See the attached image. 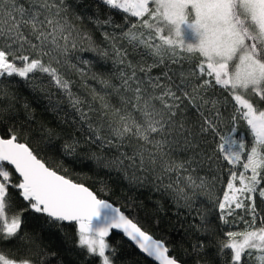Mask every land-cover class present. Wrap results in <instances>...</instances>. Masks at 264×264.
<instances>
[{
    "label": "snow or ice",
    "instance_id": "6c2138e0",
    "mask_svg": "<svg viewBox=\"0 0 264 264\" xmlns=\"http://www.w3.org/2000/svg\"><path fill=\"white\" fill-rule=\"evenodd\" d=\"M72 7L69 0H0V124L14 119L9 89L21 81L35 87L36 74H46L87 137L82 144L69 136L65 156L115 149L112 159L91 153L97 168L131 169L134 179L155 181L189 214L200 194L212 198L226 171L223 196L214 202L227 230L219 229L223 238L209 232L195 209L193 230L215 243L197 235L177 255L85 182L62 173L63 164L52 166L24 126L13 125L0 132V264H50L25 229L29 220L74 225L79 264H117L111 241L117 231L152 264H188L187 256L195 264H264V0H96L97 15L89 19L117 30L102 33L110 44L102 49L70 23ZM78 47L117 68L114 75L93 74L101 88H92L90 99L76 94L60 70ZM204 169L205 176L196 175ZM239 223L244 228L233 230Z\"/></svg>",
    "mask_w": 264,
    "mask_h": 264
},
{
    "label": "trees",
    "instance_id": "16d2710c",
    "mask_svg": "<svg viewBox=\"0 0 264 264\" xmlns=\"http://www.w3.org/2000/svg\"><path fill=\"white\" fill-rule=\"evenodd\" d=\"M73 7L68 12V18L71 24L80 32H88L91 34L98 48H109L110 44L105 40L103 32L113 33L115 30L112 26H100L94 22L96 12V0H69ZM82 16V19H77ZM106 17L100 15L101 21ZM117 22L119 18L117 17ZM118 34V32H117ZM85 49L87 44L82 45ZM78 57L92 60L91 66H85L80 63ZM70 64H77L85 69L86 75H81L71 68ZM107 69L113 75L117 68L113 66L111 58L106 63L101 60L99 55L93 51H82L80 47L69 51V64L61 67V72L68 79L73 81V91L81 97L91 98V89H100L101 85L92 78L94 73ZM18 79V78H13ZM118 83V81H115ZM10 92L14 93L16 99L12 101L13 107L10 115L14 119L5 118V122L0 124V132L15 125L16 127L24 126L25 130L33 137L32 144L34 147L42 149L41 155L47 159L52 166L63 164L61 172H67L74 180L83 181L89 186L101 199H106L114 206L123 211L129 218L133 219L144 231L156 239L167 241L169 247L173 248L175 254L184 256V248L190 250L192 238L197 235L201 239H208L210 244L215 243L214 237L206 234L197 233L193 230V216H196L195 209H199L201 215H204L209 221L208 230L214 232L223 238V232L220 228L224 226L219 220L218 206L215 204L216 198H222V189L226 186V171L218 174L215 181V187L212 191V198L200 194L193 204V211L189 214V210L185 207L178 206L163 188H158L155 181L150 180L142 183L140 179L133 178L131 169L125 173L123 170L115 168L108 169L97 168L95 162L91 159L92 152L100 153L97 148H91L89 151H78L76 157L65 156L63 154V145L69 136L79 139L81 143L86 140L84 132L80 130L78 123L79 117L75 110L71 107L66 96H64L53 84L46 74L37 73L35 87L31 82L25 84L20 82L13 85ZM25 105L28 107L26 108ZM53 105L56 107L53 108ZM86 124L84 125L86 131ZM52 129L57 135L51 138L47 137L46 130ZM240 131H245L243 122L240 125ZM49 139L51 145L49 147ZM123 151V149H121ZM108 159H112L116 155V150L111 152L100 153ZM78 162L74 163L73 161ZM226 163V162H225ZM207 169L196 173L198 176H205ZM140 177V173H136ZM174 180L175 177L173 176ZM211 180V176H208ZM169 182L168 178L164 179V183ZM264 207V205H262ZM243 215L242 210H236ZM235 218H230V220ZM201 221L197 216L195 224ZM243 223H239L233 230H242ZM25 229L33 234L36 244H38L47 254L50 264H79L82 256H78L79 249L75 247V226L64 224L62 228H48L41 223L31 220L25 223ZM111 241L117 248V264H152L147 258L142 256L132 245H130L119 234H114ZM209 253H213L215 249L209 247ZM188 264H195V258L192 256L184 257ZM206 264V261L203 262Z\"/></svg>",
    "mask_w": 264,
    "mask_h": 264
},
{
    "label": "water",
    "instance_id": "95a60500",
    "mask_svg": "<svg viewBox=\"0 0 264 264\" xmlns=\"http://www.w3.org/2000/svg\"><path fill=\"white\" fill-rule=\"evenodd\" d=\"M111 203V202H110ZM114 206V205H113ZM116 207V206H115ZM118 208V207H117ZM139 226V225H138ZM143 230V229H142ZM116 234H119V235H121L118 231L116 232ZM122 236V235H121ZM155 238V237H154ZM123 239L124 240H126L127 241V239L126 238H124L123 237ZM156 239V238H155ZM128 242V241H127ZM130 245H132L130 242H128ZM133 246V245H132ZM134 247V246H133ZM135 248V247H134ZM136 249V248H135ZM137 251H138V249H136ZM139 252V251H138ZM141 254V253H140ZM142 256H144L143 254H141ZM145 257V256H144ZM146 258V257H145ZM149 261H151L152 262V260H151V258H147Z\"/></svg>",
    "mask_w": 264,
    "mask_h": 264
}]
</instances>
